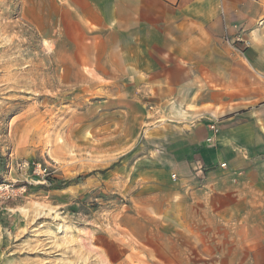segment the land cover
I'll return each instance as SVG.
<instances>
[{"label":"crops","instance_id":"1","mask_svg":"<svg viewBox=\"0 0 264 264\" xmlns=\"http://www.w3.org/2000/svg\"><path fill=\"white\" fill-rule=\"evenodd\" d=\"M59 1L70 63L140 123L173 254L264 264V0Z\"/></svg>","mask_w":264,"mask_h":264},{"label":"rangeland","instance_id":"2","mask_svg":"<svg viewBox=\"0 0 264 264\" xmlns=\"http://www.w3.org/2000/svg\"><path fill=\"white\" fill-rule=\"evenodd\" d=\"M58 8L0 0V264L212 263L167 246L140 123L70 63Z\"/></svg>","mask_w":264,"mask_h":264},{"label":"built area","instance_id":"3","mask_svg":"<svg viewBox=\"0 0 264 264\" xmlns=\"http://www.w3.org/2000/svg\"><path fill=\"white\" fill-rule=\"evenodd\" d=\"M239 39H240V37H239ZM210 129H211V131H212L213 134H215V133L217 132V129H215V127H210ZM219 167H220L221 169H225V168H226V164H225V163H221V164L219 165ZM171 179L174 180L175 177L172 175V176H171Z\"/></svg>","mask_w":264,"mask_h":264},{"label":"trees","instance_id":"4","mask_svg":"<svg viewBox=\"0 0 264 264\" xmlns=\"http://www.w3.org/2000/svg\"><path fill=\"white\" fill-rule=\"evenodd\" d=\"M82 177L81 176H79L77 179L79 180V179H81ZM54 188H55V186H54ZM56 188H58V189H60V187H56Z\"/></svg>","mask_w":264,"mask_h":264}]
</instances>
